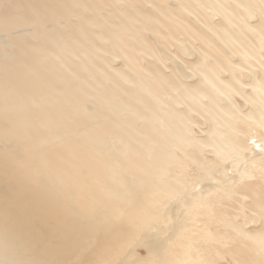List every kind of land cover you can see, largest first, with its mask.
<instances>
[{"label":"bare ground","instance_id":"obj_1","mask_svg":"<svg viewBox=\"0 0 264 264\" xmlns=\"http://www.w3.org/2000/svg\"><path fill=\"white\" fill-rule=\"evenodd\" d=\"M145 1L153 8L141 0H0L5 35L33 26L26 37L10 33L11 47L0 48V264H136L130 251H119L165 213L161 198L187 186L169 174L168 164L180 161L177 149L198 168L214 164L204 165L197 145L221 164H247L251 128L264 130V0H171L172 9L167 0L165 7ZM168 43L174 61L180 51L195 53L178 63L192 83L177 63L169 74L159 66L165 53L156 47ZM106 53L122 65L109 67ZM247 63L260 73L250 70L249 82L241 80ZM187 111L207 124L203 139L192 137ZM256 144L264 149V140ZM257 182H245L241 193L264 216V183ZM225 222L243 239L242 262L264 264V220L247 229ZM156 228H144L155 264L183 263L185 243L172 250V237L149 239Z\"/></svg>","mask_w":264,"mask_h":264},{"label":"rangeland","instance_id":"obj_2","mask_svg":"<svg viewBox=\"0 0 264 264\" xmlns=\"http://www.w3.org/2000/svg\"><path fill=\"white\" fill-rule=\"evenodd\" d=\"M141 1H143V4H145L144 6H146L148 9L153 8L152 4H151L152 5L151 6L150 3H147L145 0H141ZM163 2L161 0H159V1L156 0V3H158V4L161 3V6L165 7L164 6L165 4L163 5ZM165 2H166V7H169L171 9L173 8V5H172L173 3L171 0H167ZM185 17L188 18L189 20H191L189 17H187V16H185ZM254 19L257 20V18H253V19H251V22L255 23L256 21ZM217 20H218V17L213 16L212 21H217ZM30 27L32 28L33 26L29 25V26H21V27L13 28L9 33L6 32L7 33L6 35H5L4 31H0V44H1L0 48L3 50H5V49L7 50L9 47H11L9 42H8L9 36H7V35H9L11 33V35L14 37H17V36L18 37H24L25 35L28 36L30 34V31H32V29ZM145 34L148 37V39L150 40V42L152 44H155L154 37L151 36V34H149V33H145ZM181 36L183 37L184 34H180V37ZM193 43L196 46L199 45V43L194 41V40H193ZM163 45H165L167 49H165V47H162ZM163 45L162 44L158 45L156 47V49L158 50L159 55H160V52L163 54L165 53L164 54L165 56H163V57L167 59L166 64L170 65V66L165 65L166 59L162 58V56L160 55L161 56V59H160L161 64L159 61H157V63L160 64L159 66L161 67L162 70H164V73L167 74L168 72H170L169 70H171L172 67L174 65H176V63H177V65H179L181 68V72H179V76H181V75H182V77L184 76V81L186 79V81H185L186 83H188V81H189V83H192V79H189L190 78L189 76H191V74H190L191 72L189 70H188L189 72H186L187 66L185 65L186 66L185 67L184 64L180 65L178 63H183L184 61H188V62L193 61L194 60L193 55L195 53L193 55L188 56L190 58H188V57L186 58L185 55H183L182 52L180 51L179 55L184 60H181V58L179 57L180 59L178 58L176 61H174L173 56H171V55H173V53H174L173 51H175L174 50L175 48H173L175 45H170L169 43L163 44ZM158 48H160V49H158ZM167 50H169L171 52H167ZM261 51L264 52V50H261ZM169 53L171 55H169ZM108 55L109 54L106 53V55H103V57L106 60H108V62L110 63V65L108 63L109 67L117 68L120 65H122V59L121 58L113 56V55H111V56H108ZM170 56H171V59H169ZM263 56H264V53H263ZM147 60H150V58H148ZM253 63H254V65L258 64L254 61H253ZM163 64L165 66H162ZM252 64L249 65L247 63L246 67H249ZM171 65H173V66H171ZM254 65H252L248 69L246 68L245 69L246 72L241 71L242 72L241 73L242 78H244L241 80H243L245 82H249L248 79H252L254 77V75L252 77V73L257 75V76L260 74L259 71L256 69H255L256 72H254L255 71L253 69ZM167 67L168 68L170 67V68L168 69ZM183 67H184V69H183ZM250 70L252 71V73ZM257 71H258V73H257ZM244 73H245V75L243 76ZM246 73H247V75H246ZM248 73L251 74V76H250L251 78L249 77ZM247 88H244V90H247ZM248 91H249V88H248ZM232 94H233V92H232ZM220 96H222V95H220V93H218L216 95V97H218V98H221ZM232 98L235 101V103H237L239 105L241 110L246 111V108L248 105L247 104L244 105L245 101L240 96L233 95ZM224 102L225 101H223V103ZM242 104L244 107L246 105L247 106L244 108L242 106ZM179 108L185 109V106H179ZM187 112H188V115L190 113V115H189L190 120L193 119L192 121H190V122H192L190 124L191 135L193 134L192 137L196 140L197 139L198 140L203 139L202 137H204L203 135L205 133L204 131H205L207 124L204 122L203 118L201 116H199L197 113H193L190 111H187ZM198 117H200V118H198ZM205 124H206V126H205ZM243 129H241V130H243ZM251 129L253 131L250 132V135L253 136V134H254L253 137L256 139V141L257 140H264V130H262L260 128H256V127H254V128L252 127ZM250 135H246V136H240L239 135V137H242V139H243L244 137L247 138ZM255 139H252V140L249 139V141H247V145H248L249 149L244 150V153L248 157V159L245 158V160H248L247 164L244 163V160L238 161V163H235L233 158L231 160H228L225 164H221L219 162V159L217 158V156L214 155L212 153V151L209 153L208 147H206V146L201 147V146L197 145V147L199 148L198 150L196 149L197 155L204 162V165L209 166L212 163L214 164V166H213L214 168H210V170H208V168L205 166H204L205 168H201V167L198 168V166L194 165V162H192L191 159H188L189 157H187L186 155H184L182 153V151L177 149L176 154H177L178 158L180 159V161L178 160L179 162L175 166H174L175 163L168 164V167L173 165L172 168H169L170 169L169 174H171L172 176L175 175V178H177V177L179 178L178 184H179V182L182 181L183 182L182 185H185V183H186L187 186L182 188V185H181L182 193H179V194L172 193L168 197L161 198V200H160L161 206L160 207H162V209L165 210L164 211L165 213H162V211H160L161 216L157 219V222H154V223H151L150 225H146L144 227L142 226V227L138 228V230L136 231V234L132 235L131 238L127 239L128 244L125 245L123 247V249L119 251V253H118V254H120L119 257L125 255L127 252L130 251L129 252L130 254H128L127 258L130 259L131 261H134L135 258H137L136 264H155L154 258L152 257V255H150L148 247H146L147 244L145 241L147 240L148 235L146 234L147 232H145V231L150 229L151 227H157L156 229L153 230L154 233H152L153 235L151 234L149 239L152 238L151 240H155V239L159 240L162 238L169 239L170 237H172L173 240L177 243V245H175V246H173V245L170 246L171 248L174 247L172 250H176L177 247L178 248L185 247L184 244L181 247L180 243H185V245L188 248V249L186 248L187 253H186V259L184 260V262L181 263V261L176 260L174 262V264H196L197 261H198L197 264H244L242 262V259H241L242 255H241V251H240V249L244 248V246L239 247V246H242L240 244L243 243L242 242L243 239L241 237H237L235 232H234V229L230 228V226H227L225 221L234 222L235 224H239L243 228L245 227L247 229L251 223H253V224L255 223V225H257V224L259 225L264 220L263 215H259L258 212L256 213V211L255 212L251 211V209L248 208L250 206V203H248V201L250 202V200H251V198L249 199L250 195L249 194H248L249 196H247V194L244 195L245 192L241 193V192H243L242 188H243L245 182H246L245 184L255 183L258 180V182H257L258 184L264 183L263 181H259V179H257V178H262V175H264V170H263L264 168H262L261 166H258V164H261L259 162L264 163V149L259 148V146L256 144ZM244 140H245V138H244ZM0 144L3 145L4 143H0ZM188 148H185V149L188 150ZM250 148L252 150L255 149L254 151H252V154H251V155H253V157L250 155H247V151H249ZM249 156L252 158H250ZM237 158H240V157H237ZM254 159H255V161H254ZM252 161H253V163H251L252 168H248L247 167L248 163L252 162ZM206 170H208L209 172L211 171V172L208 174V172ZM249 170H251V171H249ZM256 171H259V172H256ZM251 172H255L256 174H253ZM206 173H207V175H206ZM258 173H259V175H257ZM248 174L249 175L253 174V177H249ZM220 177H223L221 180H223V179H225V180L227 179V180L223 182L220 180ZM254 179H257V180L254 181ZM242 180H245V181L242 182ZM207 182H209V184ZM220 182H222L224 184L226 183L224 186L222 185L223 188H219ZM238 182H240V185L238 184ZM210 184H211L210 187L212 188V190L208 194H205V193H207V192H205L207 189L203 188V187L204 186L208 187ZM201 185H203V186H201ZM231 186L233 187V189H231L232 191L231 190H228V192L224 191V190H226V187L228 189ZM240 186H241V188H240ZM262 186L263 185L260 186V190H263V188L261 189ZM217 190H218V192H216ZM184 191H185V193H184ZM203 192H204V194H203ZM218 193H219V195H218ZM242 194L244 196H242ZM184 195L188 197V198H186V200H188L187 203H184V201H182V199H184L183 197H185ZM219 197L221 199H219ZM180 198H182V199H180ZM214 198H216V200H214ZM212 199H213V201H211ZM205 201H206V203H204ZM202 203L207 208H205L202 205ZM213 203H215L216 205L215 204L213 205ZM199 205H200V207H199ZM195 208H196V211H195ZM193 211H195V212H193ZM214 213H216V216ZM221 213H223V214H221ZM254 213H255V215H254ZM221 219L224 223L221 221ZM256 220H258V221L260 220V221L258 222ZM223 225H225V226H223ZM241 226H239V227H241ZM144 228H146V230ZM204 228H206V229H204ZM217 228H218V230H217ZM249 228H251V226ZM226 229H229V230H226ZM158 230H159V232H158ZM206 230L210 231L208 235L205 234ZM200 231H202V232L199 233ZM196 232L199 233V234H197L198 237L195 236ZM140 233H143V234H140ZM183 233H185V234H183ZM249 244H251V243H249ZM184 249H180V250H184ZM172 250L170 252H172ZM164 251H165L164 256L168 257L167 256L168 254L166 252V248ZM196 253H197V255H196ZM197 258H200V259H197Z\"/></svg>","mask_w":264,"mask_h":264}]
</instances>
